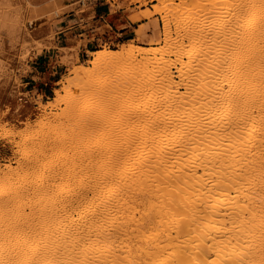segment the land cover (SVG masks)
Listing matches in <instances>:
<instances>
[{
	"label": "bare ground",
	"instance_id": "1",
	"mask_svg": "<svg viewBox=\"0 0 264 264\" xmlns=\"http://www.w3.org/2000/svg\"><path fill=\"white\" fill-rule=\"evenodd\" d=\"M178 1L180 27L174 38L164 30L167 48L99 50L91 69L75 71L88 79L75 101L78 128L41 145L42 153L84 155L83 195L64 196L70 170L55 192L68 156L44 170L35 205L16 214L20 236L11 246L0 200V264H264V0H239L247 18L234 11L235 20L216 22L219 40L198 2ZM10 7L0 0V29L12 33ZM217 42L224 56L216 59ZM126 61L139 63L135 71H121ZM114 67L124 74L114 69L112 82L94 84V74ZM203 218L209 229H200Z\"/></svg>",
	"mask_w": 264,
	"mask_h": 264
},
{
	"label": "rangeland",
	"instance_id": "2",
	"mask_svg": "<svg viewBox=\"0 0 264 264\" xmlns=\"http://www.w3.org/2000/svg\"><path fill=\"white\" fill-rule=\"evenodd\" d=\"M88 1L89 0H42L41 4L33 5L29 3L27 0H11L10 13L12 17L14 16L16 17L14 18H15V23L17 24V25L15 24L16 25L15 26L13 22L14 33L13 31L12 33L7 32V29H3V30L0 29V193H2L3 195L4 192V195L0 196L1 197L0 200L1 203L6 206L4 207L7 209L8 212L7 213L8 217L6 216L7 220L11 221V223L10 222L8 223V227L6 228L5 231L6 235L9 234L8 237L5 236V240H4L5 245L11 246L13 238L16 243L19 240L18 236L20 235L18 234H20L19 231L20 225L16 224L17 219L15 217L18 211L21 209L20 206H23L22 208H26L27 211L29 208L33 206V201L35 200L33 189L37 188V185L39 186L42 182L46 181L48 176L45 175L49 174V169L54 167L55 164L57 166L59 161H63L62 159H65L64 157L68 156L65 160L68 161L67 166L69 167L63 166L62 168H58L59 170L57 169L59 171V172L57 171L59 175L57 174L58 179H56L57 180L56 182L58 184L57 186L58 189L56 188L55 192L56 191L63 192L66 189V191L63 194L66 198H69L70 200L71 199L74 200L76 198H79V196L83 195V191L85 189V184L83 182L86 183V180L88 179L83 178L84 177L83 174L80 175L81 168L79 167L81 166L82 163L81 160L84 159V155L81 154L78 155V153L72 151H71L72 153L68 151L67 154L64 153L65 151L63 152L61 151L62 153H60V150L56 151L55 149L52 150L48 149L46 150V152L42 153V147H43L42 145H44L45 143L44 136L51 134L54 135V137H59L63 135L62 134L63 132L68 133L69 131H73V129L78 128L76 123L77 122L76 119L78 118V115L76 116L77 108L76 110L74 109L78 105L75 104V101H77V96L82 91L80 90L78 92V88L80 86L82 87L88 79L85 77L81 79L82 81L81 82L80 78H82V75L76 74L75 71L77 70L82 71L83 70L82 68L91 69L92 66L89 63V60L92 56V53L99 50H104V51L115 50L117 52H120L129 49L130 47L133 46H138L144 49L159 48V47L165 49L167 48L166 44H168V40L170 39V37L174 38V36H177L175 35V33H177L176 32L177 27H180V23L176 22L177 17L175 18L176 13H178L177 11H179L180 2L178 0H174V1L173 0L171 1L170 0H112V1L120 2V5L126 6L128 11H130V18L133 21L140 20L141 22L144 23L137 26V29L134 32V36L133 37L131 36L132 38L131 40H126L124 35L118 36L116 39L112 37L109 38L110 35L104 34L97 27H95V25L87 24V21L85 19L87 18L86 14L90 9V7L88 6L89 4ZM232 1L233 0H223V1L210 0V5L213 6H209V4H207L208 1L206 0H198V1L194 0V3L198 2L197 4L200 5L198 6L199 12L202 7L201 9L202 11L200 12V14H202L201 17L204 18L205 16H207L208 19L210 18L209 20L213 22L214 28L215 27L217 28L219 26L221 27V25H224L226 22H228L226 19L233 20L229 18L231 17L233 18L236 12L238 14V15L236 14L237 19L234 17V20L236 19L239 21L242 18L244 19L247 18L245 17L246 13H244L243 11H242L243 13H241V11L239 12L241 8V7L239 8V5L241 4L237 2L240 1L239 0L237 1L234 0L233 2ZM230 4L232 5L234 4V5L232 6ZM177 7L178 9L175 10ZM203 10L205 12L207 11L208 12L205 13ZM210 10H212V12H210ZM207 18L204 20H208ZM216 22L219 24H221L220 22H222V24L219 25ZM216 28L215 31L216 30L218 31L216 32V34L218 33L216 35L218 39L217 38L216 39L219 40L221 37L220 35L222 29L220 30ZM237 28L239 30V25ZM237 28L235 29L237 30ZM164 30L169 31L170 37H165L166 32ZM233 31L234 29H230V32ZM57 36H59L60 44L66 46L64 48L59 49L60 51L65 53V56L61 58V62L64 64V67L61 69L60 73L55 75V77L58 78V82L52 84L51 89H45V87L42 86L41 89L42 91H40L42 92L40 93L41 95H38L36 100H29L27 99L28 97L27 93H22L16 90L14 86L10 84L11 79L14 78H15L14 83L16 85L18 84V77L15 75L17 70L15 69L14 63L16 62V60H18L19 63H23V62L25 63L27 57L32 55L33 52L40 53L43 50H51L55 46L54 41L56 40ZM81 48L83 50L88 49L91 51H84V52L81 51L80 55L77 56V53ZM220 49H224V47L217 42L213 49L215 52L214 51L212 52L213 55L216 57V59L220 57L222 58V56H224L223 55L224 50H220ZM216 52L217 53L219 52L218 53L219 55H217ZM164 53L166 54V52ZM136 61L135 62L131 61V62L133 64L138 63ZM127 62L128 61L124 63L125 67L124 66L121 67V71H123V69L125 68L124 69L125 73L126 71H129L128 70L129 68L131 71V67H134L132 68V70H134L136 67V64L132 65V63L129 62H128L129 64H127ZM139 63L140 65L137 67L140 70L141 69L144 70L146 68V66L145 68H143L145 62L143 63V60H141L139 61ZM116 66H118L119 68L121 65L119 66L118 64L115 65V67ZM115 67L113 69L110 68L111 70L108 69V72L107 70L106 72L102 70L101 72L99 71L98 73L94 74V77L92 76L94 80L93 81L94 84H99V82L102 83L103 81H107V80L109 81V79L112 78L110 76H112L113 74L118 75L119 72L121 75L122 73L124 74V72L121 73V71H119L120 69H115ZM114 69L119 72L117 73ZM112 70L115 71V73H113ZM172 71H174L175 73L174 68H172ZM114 79H110V81L112 82ZM79 83L81 84L78 85ZM65 85H67V87ZM225 86L227 87L226 84ZM182 90L183 88H181V91ZM25 99L28 101L24 102ZM72 114L74 115L72 116ZM74 116L76 118H73ZM74 119L76 122L74 121ZM49 124L51 126L52 125L55 126V127L52 126L54 127V132L51 130L52 127H49ZM58 127L60 129H58ZM63 127L66 129H64ZM46 128L47 131L49 130V128H51L48 134H46L47 131L45 132ZM98 132L99 131H97L96 133ZM96 133H93L94 135H92L94 138L97 136L95 135ZM256 137L257 136H255V138ZM36 144L38 146H36ZM39 148L41 149V151ZM53 150L57 153H55ZM55 154L58 155V158L57 155ZM61 154L63 156H61ZM80 155L81 157H78ZM36 158H38L37 160H40V162L39 161L36 162L35 161ZM77 159H80V161ZM47 160L50 161L48 162ZM70 161L71 162L74 161L72 163H74V165L76 166L73 165V167H71L72 164ZM33 162L35 163L33 164ZM69 162L71 165H69ZM37 163L38 164L43 163V164L39 166ZM48 163L54 165L51 166ZM42 167L44 168L46 167L47 169H43ZM44 170L48 174H46ZM68 170H70L71 172L74 171L72 173H75V175L73 174L74 176L72 177L73 179L71 178L69 179V181L66 182L65 186H63L64 188L63 190V188L62 189L60 188L61 185L59 184H62L64 182L63 179H65V177L63 176L64 175L66 176V174L70 172ZM40 171L43 173L41 174ZM39 175L40 177L43 176V178H40ZM41 179L43 180L40 183L39 181H41ZM78 184L82 185L83 187L79 186ZM80 192L82 194L78 195ZM75 196L77 197L75 198ZM28 204L30 206H28ZM34 205H35V201H34ZM201 222L202 224L200 229L203 230L204 228L206 229L210 228L211 222L208 218L201 219ZM224 222H225V226L228 227L229 222L227 220H224ZM9 224L11 226L10 229H9ZM262 224H264V221L262 222ZM0 226H1L0 227L1 228L0 234H1V232H3L4 230L2 229L3 228L2 225ZM262 229H264V225L262 226ZM14 235H16L17 237ZM6 240L8 242H6ZM15 242L13 243L15 244Z\"/></svg>",
	"mask_w": 264,
	"mask_h": 264
},
{
	"label": "crops",
	"instance_id": "3",
	"mask_svg": "<svg viewBox=\"0 0 264 264\" xmlns=\"http://www.w3.org/2000/svg\"><path fill=\"white\" fill-rule=\"evenodd\" d=\"M88 6L90 9L87 12L88 25H95L104 34L110 35L109 38L116 39L118 36H125L126 40H131L137 26L144 22L133 21L130 18V11L120 2L112 0H89ZM55 46L51 50H43L40 53L33 52L28 56L25 63H19L18 60L14 63L18 84L14 79H11L10 84L22 93H27L29 100H36L38 95H41L42 86L45 89H51L52 84L58 82L56 74L60 73L64 64L61 58L65 53L59 49L66 47L60 44L59 36L54 41ZM81 51H91L88 49H79L77 56ZM28 100L25 99L24 102Z\"/></svg>",
	"mask_w": 264,
	"mask_h": 264
}]
</instances>
